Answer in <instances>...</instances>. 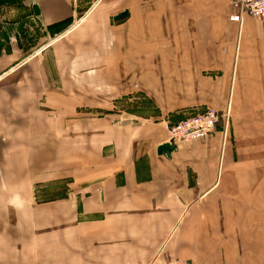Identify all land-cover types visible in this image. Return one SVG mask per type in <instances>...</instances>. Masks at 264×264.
Segmentation results:
<instances>
[{
  "label": "crops",
  "instance_id": "crops-1",
  "mask_svg": "<svg viewBox=\"0 0 264 264\" xmlns=\"http://www.w3.org/2000/svg\"><path fill=\"white\" fill-rule=\"evenodd\" d=\"M238 1L0 0V264H264V17L231 22ZM208 107L214 133L158 154Z\"/></svg>",
  "mask_w": 264,
  "mask_h": 264
},
{
  "label": "rangeland",
  "instance_id": "rangeland-1",
  "mask_svg": "<svg viewBox=\"0 0 264 264\" xmlns=\"http://www.w3.org/2000/svg\"><path fill=\"white\" fill-rule=\"evenodd\" d=\"M29 26H30V24H29ZM37 46L39 45V44H36ZM36 46V47H37ZM35 47V46H34ZM121 99V97H119L118 99H117V101L115 100V102H117V103H121L120 105H117V106H115V108L113 109V112H115L117 115H124L125 114V112L126 113H128L129 112V110L130 111H133V109H129L128 108V106H132V107H135L136 108V110H135V113H137V112H139V113H141V110H139V108H138V106H140V97H138V98H136L137 99V105H134V104H132V103H128V102H125V101H122V100H120ZM106 103V102H105ZM123 103V104H122ZM125 103H127V104H125ZM208 108H213V109H215L216 111H218L216 108H214V107H208ZM208 108H206L204 111H202V112H199V113H197V114H195V115H193V116H188V117H186V118H184V119H188V118H191V117H194V116H197V115H200V114H202L203 112H205ZM223 115V114H222ZM221 116V115H220ZM223 116H225V118L227 119L228 118V114H224ZM222 116V117H223ZM127 116L126 115H124V116H120L119 118L120 119H122V118H126ZM84 120H86V119H84ZM183 120V119H182ZM218 125V124H217ZM77 126H79V125H77ZM75 124H72V125H69L68 126V128H67V134L68 135H73V136H71L70 137V139H69V141L67 142V143H59L58 142V144H57V147H56V149L55 150H52V152H51V154H50V156H49V154H48V152H46V155L45 156H43L44 157V164H45V161L47 160V161H50L49 160V158L51 157V160H52V167H51V174H59V173H62L61 171H63V170H65V169H67V168H70L67 164L68 163H71V162H83L85 159H83V157H86V156H90V154H91V151H86V149H88V148H91L92 146H93V136H95L96 134H94L93 135V132H92V130L94 131V129H95V126L94 125H91V122L89 123V124H84L82 127H77ZM172 126H175L174 124H169V125H167V132L169 133V129L172 127ZM82 128V131L81 132H79L80 131V129ZM227 126H225L224 128H223V130L225 131V132H227ZM100 129L102 130V128L100 127ZM62 133H63V131H62ZM77 133H80V134H82L83 136H84V139H83V142L81 141V142H76L75 141V136H76V134ZM102 133V131L99 133V134H101ZM93 135V136H92ZM170 136V135H169ZM170 140H171V137H170ZM179 142V141H178ZM182 143H186V142H182V141H180L179 142V144H180V146H181V144ZM106 144H101V148L103 147V146H105ZM69 147H75V148H80V149H83V152L81 151V150H79V153L78 152H76L75 153V155L71 158V159H69V156H67V154H70V151H68L67 152V150H68V148ZM100 151H101V149H100ZM101 153H102V151H101ZM42 156V155H41ZM66 156H67V158L69 159V161L67 162V160H66ZM64 160V161H63ZM41 161V160H40ZM43 161H41L42 162V164H43ZM60 161H63V162H67L66 164H63L62 166H64V168H61L60 166H59V163L58 162H60ZM43 167H44V165L42 166V168H41V170H37V173H36V175L34 176L37 180L38 179H40V178H43V177H45V176H47L48 174H45V175H43V173H42V171H43ZM38 183L39 182H37V185H38ZM58 196H59V192H58V194L54 197V199L55 198H58ZM53 196H51V194H50V192H48L47 194H43V193H41L40 194V196H39V201L40 202H48V201H51L53 198H52ZM43 213L44 214H50V212H49V210L48 209H46V212L45 211H43ZM26 214V213H25ZM27 217H28V219L31 221V223H32V227H31V229L33 230H45V229H51L50 228V225H48V226H46L45 224H43L42 222V220H40V219H38V216L36 217V218H34L33 216H31L30 217V215L28 216L27 215ZM113 225H114V223H112ZM123 224H129L131 227H132V230L134 231V230H137V229H140V226L141 225H143V224H141V223H123ZM25 225V228L22 226V224H21V229H25V230H27L28 228H27V224L25 223L24 224ZM104 224H101L100 225V227L98 228L99 230H104L105 228H104V226H103ZM52 226H53V229H51V230H62V231H66V230H68V231H72V230H77L75 227H74V225L71 227L70 226V224H68V227H62V228H59V225H56V224H52ZM84 229L85 230H89V231H95V230H97V228H95V226H92V225H88V226H85L84 227ZM85 241H91L90 239H87V240H85ZM168 264H195V261H194V258H190V259H179V260H177V261H173V262H171V263H168Z\"/></svg>",
  "mask_w": 264,
  "mask_h": 264
},
{
  "label": "built area",
  "instance_id": "built-area-1",
  "mask_svg": "<svg viewBox=\"0 0 264 264\" xmlns=\"http://www.w3.org/2000/svg\"><path fill=\"white\" fill-rule=\"evenodd\" d=\"M238 14L230 18L231 22L241 23L244 15L251 18L264 17V0H239L235 3ZM221 118L218 111L208 108L200 115L184 119L169 129L171 139L182 142L206 139L217 129Z\"/></svg>",
  "mask_w": 264,
  "mask_h": 264
},
{
  "label": "water",
  "instance_id": "water-1",
  "mask_svg": "<svg viewBox=\"0 0 264 264\" xmlns=\"http://www.w3.org/2000/svg\"><path fill=\"white\" fill-rule=\"evenodd\" d=\"M128 11H124L123 13H120L118 16L114 18V21H119L128 16ZM180 149V144L177 140L171 139L169 142L163 143L158 148V154L161 156H166L168 158L171 157V155L174 152H177Z\"/></svg>",
  "mask_w": 264,
  "mask_h": 264
}]
</instances>
